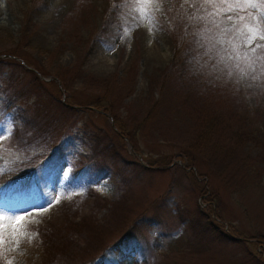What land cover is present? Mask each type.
Listing matches in <instances>:
<instances>
[{"label":"rangeland","instance_id":"rangeland-1","mask_svg":"<svg viewBox=\"0 0 264 264\" xmlns=\"http://www.w3.org/2000/svg\"><path fill=\"white\" fill-rule=\"evenodd\" d=\"M228 3L0 0V174L28 178L0 194V217H24L6 260L95 264L131 239L136 264H264V39L225 31ZM200 206L234 239L202 234Z\"/></svg>","mask_w":264,"mask_h":264},{"label":"trees","instance_id":"trees-1","mask_svg":"<svg viewBox=\"0 0 264 264\" xmlns=\"http://www.w3.org/2000/svg\"><path fill=\"white\" fill-rule=\"evenodd\" d=\"M180 51H181V47L179 46V48L175 51V55L173 57L174 60L176 59V57L179 56ZM93 106H95L97 109L104 108V106L100 104L99 102L95 103ZM113 118L115 119V122H116L117 118L115 116ZM209 125L205 126L206 129L204 133L200 135L201 138L207 137L208 133H210L211 128L209 127ZM126 134L133 142V139H134L133 135L131 133H126ZM56 149L58 150H54V152L50 154L47 160L54 159V161L56 162L60 159L61 161L65 159L66 154H64V152H66L67 149L66 148L62 149L60 148L59 145L57 146ZM55 157L57 158L55 159ZM102 169L103 167L99 165L98 162L96 161L90 162L72 171L71 173L72 180H79V181L82 180L85 183L88 182V185H89L92 182L91 181L92 179H95L96 177H98L97 175H95V173H93V171L97 173V171H102ZM90 177H91V180H90ZM26 183H28V178L26 179V176L24 174L17 173V170L15 169H12L11 171H6L0 174V194L2 193L5 187H9V186L14 187V186H19V185L23 186L24 184L26 185ZM209 207H210L209 210H206V209L204 210L201 206L198 207L199 209L198 212L202 216V219L198 220L200 224V232L206 235L207 237H210L213 240H217V241L219 240L227 241V239H234L235 236L233 235L234 234L233 231L229 230V232H226V230L223 229L224 227L221 224H219V222L215 221V219L213 218V214H214L213 208L211 206ZM235 239H238V238L236 237ZM129 242H131V239H129L128 241L122 240V243H115V244L109 245L107 249L105 250V252L103 251L102 255L100 256L101 258L99 257L98 261H96L95 264H106L104 262V259L102 260V258L106 257L105 254L107 250H116L115 255L121 264H136L138 259L140 260L139 252H142V251L139 248L140 247L139 244L132 245V243H129ZM133 251L136 252L137 254L134 255ZM95 259L88 260L87 263L92 262ZM87 263L83 262L82 264H87ZM91 264H94V261Z\"/></svg>","mask_w":264,"mask_h":264},{"label":"snow or ice","instance_id":"snow-or-ice-1","mask_svg":"<svg viewBox=\"0 0 264 264\" xmlns=\"http://www.w3.org/2000/svg\"><path fill=\"white\" fill-rule=\"evenodd\" d=\"M216 7H219L217 5ZM246 8H258L261 9V12L258 16H252L251 13H249L247 16L240 15L239 13L242 12ZM226 11L229 12H236V16H229L227 17L228 20L234 21L233 28L231 29H225V31H234L236 29V25L240 24L242 25L243 29H247L249 32L255 36L256 34H259L262 39H264V30H261L259 28L260 19L264 17V0H260L259 3L253 2V0H244V2H241V0H235V3H228L225 8ZM245 21H248V23H244ZM250 42V41H249ZM257 47H261L260 45H257ZM255 54V49L252 50V53L245 52L243 56L241 57L239 54L237 55V59H243L245 61H249L250 57ZM258 60L264 62V56L257 57ZM239 67V65H237ZM262 71H264V68H262ZM58 202V201H57ZM53 205V201L49 200L46 204L41 205L40 208H42L44 211L48 209V207ZM24 220V217L22 216H15L14 218H3L0 217V247H3L5 243V234L11 229L15 231L16 229L13 228V223L16 225L22 224ZM11 221V222H8ZM0 264H12L11 260H6V258L0 253Z\"/></svg>","mask_w":264,"mask_h":264},{"label":"bare ground","instance_id":"bare-ground-1","mask_svg":"<svg viewBox=\"0 0 264 264\" xmlns=\"http://www.w3.org/2000/svg\"><path fill=\"white\" fill-rule=\"evenodd\" d=\"M29 205H32V204H29Z\"/></svg>","mask_w":264,"mask_h":264}]
</instances>
